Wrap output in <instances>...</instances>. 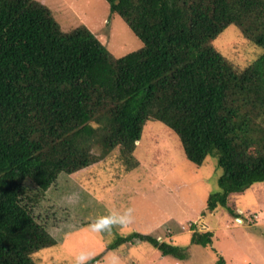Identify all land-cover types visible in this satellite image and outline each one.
<instances>
[{
    "label": "trees",
    "instance_id": "16d2710c",
    "mask_svg": "<svg viewBox=\"0 0 264 264\" xmlns=\"http://www.w3.org/2000/svg\"><path fill=\"white\" fill-rule=\"evenodd\" d=\"M105 1L140 48L114 57L86 25L62 30L39 0H0V264H36L31 254L57 240L32 205L61 173L133 153L149 119L178 136L190 163L216 157L206 211L264 183V0ZM230 24L262 48L245 67L211 44ZM189 227L190 244H212V231ZM136 240L188 257L187 246L138 231L107 248Z\"/></svg>",
    "mask_w": 264,
    "mask_h": 264
},
{
    "label": "rangeland",
    "instance_id": "374dc122",
    "mask_svg": "<svg viewBox=\"0 0 264 264\" xmlns=\"http://www.w3.org/2000/svg\"><path fill=\"white\" fill-rule=\"evenodd\" d=\"M39 1L62 30L86 25L114 57L142 46L128 24L109 12L105 0ZM211 44L240 67L263 52L234 24ZM220 173L215 156L199 166L190 163L178 136L149 119L133 153L115 149L74 173H61L45 197L32 205V213L57 240L32 253V259L36 264H78L79 258L85 263L95 256L98 259L90 264H214L222 256L224 264H264V183L231 193L226 207L206 211L207 194L219 189ZM109 215L116 223L98 230L96 221ZM191 223L200 232H213L211 245L189 243ZM134 231L187 246V259L162 256L146 241L107 248L116 236Z\"/></svg>",
    "mask_w": 264,
    "mask_h": 264
},
{
    "label": "clouds",
    "instance_id": "9594fccd",
    "mask_svg": "<svg viewBox=\"0 0 264 264\" xmlns=\"http://www.w3.org/2000/svg\"><path fill=\"white\" fill-rule=\"evenodd\" d=\"M130 215V211L129 213H125L124 216L121 217V221H123V219L127 216ZM116 223V220L114 219V217L112 215L109 216H104L99 218L96 221V227L98 230H103L106 228H111L114 224ZM83 258H79L78 259V264H82Z\"/></svg>",
    "mask_w": 264,
    "mask_h": 264
}]
</instances>
